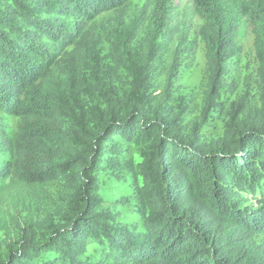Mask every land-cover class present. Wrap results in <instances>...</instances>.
<instances>
[{
  "label": "trees",
  "instance_id": "trees-1",
  "mask_svg": "<svg viewBox=\"0 0 264 264\" xmlns=\"http://www.w3.org/2000/svg\"><path fill=\"white\" fill-rule=\"evenodd\" d=\"M193 3L208 81L186 124L176 70L155 83L172 0H0V179L28 188L0 264H264V0ZM245 20L257 100L224 104Z\"/></svg>",
  "mask_w": 264,
  "mask_h": 264
},
{
  "label": "rangeland",
  "instance_id": "rangeland-1",
  "mask_svg": "<svg viewBox=\"0 0 264 264\" xmlns=\"http://www.w3.org/2000/svg\"><path fill=\"white\" fill-rule=\"evenodd\" d=\"M172 1L173 9L170 12L165 38L166 54L157 69L155 83L161 92L169 82L172 68L176 70L173 90L188 106L184 121L191 124L201 115L203 95L208 81L205 45L198 35L204 22L196 15L193 0ZM143 3L148 4L149 10L152 8L151 0H141V4ZM236 46L237 52L226 67L220 101L228 104L238 100L249 90L250 99L254 96L256 102L258 62L255 57L254 35L248 20L239 28ZM17 124L16 117L0 112V138L11 141ZM215 126H211V131H220V122ZM7 158H10L9 154ZM10 182V179H0V214L6 210L5 206L11 205L16 197L17 201L28 189L11 185ZM6 186L8 188L5 190ZM125 190L127 193L131 192L128 184L125 185Z\"/></svg>",
  "mask_w": 264,
  "mask_h": 264
}]
</instances>
